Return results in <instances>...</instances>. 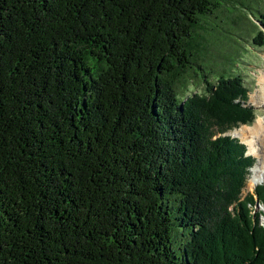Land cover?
<instances>
[{
	"label": "trees",
	"instance_id": "1",
	"mask_svg": "<svg viewBox=\"0 0 264 264\" xmlns=\"http://www.w3.org/2000/svg\"><path fill=\"white\" fill-rule=\"evenodd\" d=\"M220 6L0 0V264H264L247 88H177Z\"/></svg>",
	"mask_w": 264,
	"mask_h": 264
},
{
	"label": "rangeland",
	"instance_id": "2",
	"mask_svg": "<svg viewBox=\"0 0 264 264\" xmlns=\"http://www.w3.org/2000/svg\"><path fill=\"white\" fill-rule=\"evenodd\" d=\"M220 2V9L202 16L194 26L195 39L193 45L191 43V47H195L192 49L193 56L191 57V69L193 70L177 82V88L179 98L185 101L193 94L205 92V83H202L201 78L203 71L207 73L211 84L216 82L219 74H228L229 77L240 75L243 85L247 88L245 105L253 106L255 113L252 122L229 127L228 131L223 133V135L236 138L234 134H230V131L244 126H252L258 118L264 120V94L260 91L262 86L260 78L264 71V44H259L262 40L260 37L258 40L253 39L259 30L264 35L261 24V21L264 22V14L261 17V14L264 13V0H220ZM237 138L247 145L244 139ZM259 146L264 154V136L261 137ZM247 151L246 155L252 156L254 162L246 176L241 198L247 192L253 194L256 186L249 188V178L258 159L249 152V148ZM258 184H264V179ZM253 208L262 210L263 205L256 201ZM259 217L260 223L263 224L262 216ZM178 237L176 240L181 242L182 236Z\"/></svg>",
	"mask_w": 264,
	"mask_h": 264
},
{
	"label": "bare ground",
	"instance_id": "3",
	"mask_svg": "<svg viewBox=\"0 0 264 264\" xmlns=\"http://www.w3.org/2000/svg\"><path fill=\"white\" fill-rule=\"evenodd\" d=\"M260 81L262 83L260 91L263 92L264 94V71L262 72ZM230 132L233 133L236 137L244 139V141L248 145L249 152L255 155L256 158L258 159V162L254 165L251 176L249 178V188H252L253 186L262 182L264 179V154H262V151L259 146L261 137L264 136V120H262V118H258V120H256L254 125L244 126L241 127L240 129H235ZM258 147H259V151H258Z\"/></svg>",
	"mask_w": 264,
	"mask_h": 264
},
{
	"label": "water",
	"instance_id": "4",
	"mask_svg": "<svg viewBox=\"0 0 264 264\" xmlns=\"http://www.w3.org/2000/svg\"><path fill=\"white\" fill-rule=\"evenodd\" d=\"M230 134H232V135H233V133H230ZM246 154H248V152H246Z\"/></svg>",
	"mask_w": 264,
	"mask_h": 264
}]
</instances>
